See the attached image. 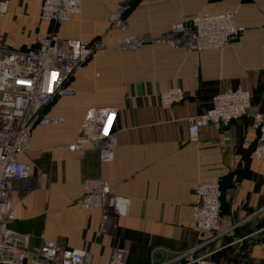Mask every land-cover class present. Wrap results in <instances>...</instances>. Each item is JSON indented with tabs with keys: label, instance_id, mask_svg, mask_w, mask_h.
<instances>
[{
	"label": "crops",
	"instance_id": "obj_1",
	"mask_svg": "<svg viewBox=\"0 0 264 264\" xmlns=\"http://www.w3.org/2000/svg\"><path fill=\"white\" fill-rule=\"evenodd\" d=\"M127 1L84 0L74 19L47 25L39 24L42 0H7L0 17V55L28 49L26 34L13 33L30 35L38 28L59 42L104 43L68 82L75 95L57 96L44 110L63 122L32 129L29 149L19 155L30 164L32 188L14 194L9 226L28 234L33 250L53 240L88 251L94 264H107L117 246L129 264H135L133 258L152 264L203 241L193 224L197 186L219 182L226 232L201 254L220 264H264V161L253 155L258 134L251 116L264 112V0H139L132 8ZM120 7L125 30L110 23ZM224 9L236 12L244 30L223 49L119 47L125 35L158 36L196 13ZM23 43L29 47H20ZM239 87L252 95L251 113L220 128L203 126L191 140L188 117L209 109L220 91ZM171 88H181L185 98L167 106L160 95ZM100 107L118 111L111 161H103L90 145L69 148L86 112ZM87 179L107 180L114 194L128 197L127 215L102 225L100 211L79 209L75 201Z\"/></svg>",
	"mask_w": 264,
	"mask_h": 264
},
{
	"label": "built area",
	"instance_id": "obj_2",
	"mask_svg": "<svg viewBox=\"0 0 264 264\" xmlns=\"http://www.w3.org/2000/svg\"><path fill=\"white\" fill-rule=\"evenodd\" d=\"M83 1L43 0L41 17L56 24L71 21L81 13ZM6 11L7 1L0 0V17ZM123 14V7L111 13L110 23L125 30ZM243 30L236 22L234 10L205 11L172 24L168 31L158 36L125 35L119 47L135 50L147 43H157L191 50L223 49ZM103 47V41L97 39H64L59 42L52 33L39 38L32 48L9 50L0 55V264H94L88 251L53 240H45L38 250H33L30 236L11 228L8 223L15 217L14 194L26 193L32 188L34 177L30 164L19 157L29 149L32 129L38 124L63 122L62 117L46 115L44 110L57 96L75 95L68 82ZM160 98L165 105L171 106L181 102L185 94L181 88H171L161 93ZM251 111L249 90L239 87L220 91L209 109L188 117L190 138L196 140L203 126L220 128ZM117 113L114 107L90 108L80 123L79 135L69 145L70 150L77 151L90 145L99 151L103 161L113 160L117 144ZM251 116L258 134L253 155L264 161V112L254 111ZM35 180L39 182L40 178L35 177ZM221 197L219 182L197 186L193 224L206 239L178 253L175 260L188 257L184 264H220L207 254H201V250L226 232L222 227ZM76 206L81 210L100 211L102 225H106L127 215L130 199L114 194L107 180L87 179ZM125 256L124 249L114 246L107 264H123Z\"/></svg>",
	"mask_w": 264,
	"mask_h": 264
},
{
	"label": "rangeland",
	"instance_id": "obj_3",
	"mask_svg": "<svg viewBox=\"0 0 264 264\" xmlns=\"http://www.w3.org/2000/svg\"><path fill=\"white\" fill-rule=\"evenodd\" d=\"M7 1V0H6ZM43 1V0H42ZM130 1L131 0H128L127 2H128V5H129V7H130ZM42 6V5H41ZM128 7V8H129ZM40 13H41V9H40ZM2 17V16H1ZM40 18H39V24H47V23H53V22H49V21H47V20H45V19H43L42 17H41V14H40V16H39ZM48 25V24H47ZM40 28H38V30H39ZM49 29V28H48ZM37 29L36 30H33L31 33H30V35H28L29 33L28 32H26V31H16V32H14L13 34L14 35H17V36H23L24 34H26V38L25 39H29L28 40V42H26V43H31V45H27V44H25V43H23V44H21V45H19L20 47H22V48H25V47H29V48H32L35 44H37V42H38V39L39 38H41L42 36H45V35H48V34H52V33H49L48 32V30L47 31H45V32H43V33H40L39 31H38ZM46 32H48V33H46ZM54 34V33H53ZM55 35V34H54ZM55 37H56V35H55ZM28 48V49H29ZM23 50V49H22ZM28 192V191H27ZM82 196V195H81ZM80 196V197H81ZM79 197V198H80ZM78 198V199H79ZM77 199V200H78ZM76 200V201H77ZM76 201H75V205H76ZM14 208V207H13ZM220 238V237H219ZM219 238H217V239H219ZM216 240V239H215ZM208 247V246H207ZM207 247L206 248H204L205 250L207 249ZM203 249V250H204ZM202 250V251H203ZM200 253V252H199ZM207 255H208V253H206ZM208 257H210V256H208ZM150 258V257H149ZM175 258L176 257H171V258H167V259H164V257L163 258H154L155 260L153 261V263L152 264H157V263H163V262H167L168 264H184L185 263V261H187L188 260V257H185L183 260H175ZM129 257H128V255L126 254V256H125V260H124V263L123 264H129ZM133 260L134 261H136V262H134L135 264H143V259L142 258H138V259H135V258H133Z\"/></svg>",
	"mask_w": 264,
	"mask_h": 264
},
{
	"label": "trees",
	"instance_id": "obj_4",
	"mask_svg": "<svg viewBox=\"0 0 264 264\" xmlns=\"http://www.w3.org/2000/svg\"><path fill=\"white\" fill-rule=\"evenodd\" d=\"M139 0H131L130 1V8H132ZM123 16L125 17V13L123 14ZM26 50V49H23Z\"/></svg>",
	"mask_w": 264,
	"mask_h": 264
},
{
	"label": "water",
	"instance_id": "obj_5",
	"mask_svg": "<svg viewBox=\"0 0 264 264\" xmlns=\"http://www.w3.org/2000/svg\"><path fill=\"white\" fill-rule=\"evenodd\" d=\"M249 226H250L249 224L246 225L245 227H243V230H244V231H247V229H248ZM263 243H264V238H263Z\"/></svg>",
	"mask_w": 264,
	"mask_h": 264
}]
</instances>
